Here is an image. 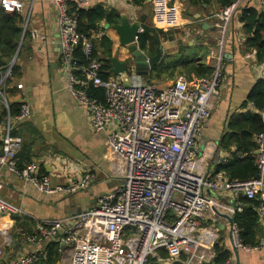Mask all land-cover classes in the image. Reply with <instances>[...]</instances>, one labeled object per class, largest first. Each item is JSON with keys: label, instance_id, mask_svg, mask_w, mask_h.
<instances>
[{"label": "built area", "instance_id": "built-area-1", "mask_svg": "<svg viewBox=\"0 0 264 264\" xmlns=\"http://www.w3.org/2000/svg\"><path fill=\"white\" fill-rule=\"evenodd\" d=\"M50 1L57 13L70 91L89 111L90 126L106 135V146L114 155L115 172L122 183L100 196L89 209L71 218L42 220L31 233L12 220L24 215V211L0 194V264L5 247L15 248L18 242L31 250L15 256L8 264H37L47 257L45 245L50 241L58 245L59 264H148L151 258L160 264H209L215 257L214 245L219 240L213 225L219 218L215 208L233 219L230 238L234 251H257L258 246L243 244L234 222L236 215L243 211L242 204L232 201L234 208L225 206L223 210L216 195L228 189L234 193L235 200L240 194L257 200L259 221L264 222V132L256 137L259 178L229 182L227 187H224L228 181L224 171L208 172L203 166L197 141L212 116L222 87L219 71L225 59L223 49L230 24L239 21L238 14L244 5L257 3L263 11L264 0H238L220 13L203 19L204 22L218 20L215 27L222 37L218 67L211 77L188 79L181 75L170 86L161 88L155 82H137L139 77L132 73L130 85L125 86L121 77L103 81L99 77L101 64L91 61L85 76L94 87L104 90L105 102L91 98L85 90L76 87L71 67L76 50L81 49L90 57L95 48L93 39L79 31V18L71 7L77 4L79 8H92L101 0ZM174 1L152 0V28L166 33L181 26L182 11ZM34 3L31 0L24 29ZM0 7L7 13L20 14L26 4L25 0H0ZM103 35L101 32L98 37ZM256 57L257 50L250 49L247 58L257 62ZM14 62L15 59L0 81V99L8 111L6 123L0 125V175L2 170H7L48 195L72 196L88 190L95 180L93 173H85L67 185H52L49 178L38 174L36 164L19 169L18 155L23 139L13 134L5 88ZM22 88V84L17 85V89ZM259 113L264 118V109ZM30 116V105L22 103L16 120L23 121ZM225 162L226 158H220L218 163ZM1 188L0 183V192ZM162 251L167 257L161 255ZM225 264L236 263L229 258Z\"/></svg>", "mask_w": 264, "mask_h": 264}, {"label": "crops", "instance_id": "crops-1", "mask_svg": "<svg viewBox=\"0 0 264 264\" xmlns=\"http://www.w3.org/2000/svg\"><path fill=\"white\" fill-rule=\"evenodd\" d=\"M176 1L181 2V0L174 2ZM25 4L24 12L20 13L24 19L30 9L31 0H25ZM100 4L116 8L120 13L125 12L132 21H135L134 17L138 9L128 4V0H101ZM71 8L73 9V5ZM221 11L220 9L219 12H208V15H194L195 21L190 24L194 27L191 32L193 34L191 41H185L182 33H177L179 28L164 33L163 52L167 55H179L182 48L187 47L188 50L185 53L188 55L192 53L191 57L197 59L199 63L207 64L215 69L213 62L218 60L220 52L218 48L220 33L218 29L216 32L203 30L202 23L207 16ZM217 22L218 20H214L208 23L211 27H215ZM146 24L153 25L152 15H147ZM101 27L104 29L101 32L112 42L110 47L112 57H117L121 61L131 60V54L120 44L116 31L105 23H102ZM22 29L23 36L14 62L17 66V75L12 76L11 72L5 86L9 113L13 120V134L23 139V146L18 155L20 164L23 167L36 164L38 174L49 178L52 185H67L79 180L88 172L95 175V180L86 191L72 196L63 193L48 195L39 192L31 184H27L7 170H2L1 196L24 211V215L14 218L26 220L31 231L35 232L42 220L71 218L76 213L89 209L100 196L114 190L121 185L122 181L116 175V161L113 153L106 146V135L95 131L90 126L89 111L80 105L70 91L69 73L63 62L60 47L57 13L52 2L35 0L28 26L24 29L23 24ZM242 35L240 22L234 20L230 24L223 49L224 55H228V58L224 56L225 59L221 64L223 81L220 94L216 99L217 106L213 109L212 116L197 141L200 160L208 172H215L219 159L228 157L226 153H221L216 163H210L219 142L226 133L229 118L242 111V104L252 88L257 81L264 79V65L261 66L247 58L250 50L243 46ZM105 53V48L98 43V55L102 58ZM13 59L8 61V66ZM4 72L0 71V81ZM132 72L135 73L134 67ZM214 73L215 70L212 76ZM185 76L188 79L198 77ZM146 77H139L136 81L143 82L147 80ZM18 84H22L23 88L17 89ZM25 102L31 107V116L18 121L17 114H12L11 110ZM249 107L252 108L251 105ZM1 113H4L0 122V125H3L6 123L8 111L0 99ZM262 119L264 120L263 117ZM241 195L245 196L240 194L235 200L234 193L224 189L216 195V200L220 208L224 210V207L228 206L227 201L240 203ZM242 206L244 208L243 204ZM213 225L217 228L219 240L226 248L233 250L230 222L217 218ZM257 239V251L250 253L238 251V254L235 251L232 252V258L236 264H264V222L261 221L258 223ZM12 250L11 257L14 258L31 249L18 242ZM8 262L6 261L5 264Z\"/></svg>", "mask_w": 264, "mask_h": 264}, {"label": "trees", "instance_id": "trees-1", "mask_svg": "<svg viewBox=\"0 0 264 264\" xmlns=\"http://www.w3.org/2000/svg\"><path fill=\"white\" fill-rule=\"evenodd\" d=\"M188 2L190 6L202 7L208 12L209 8L214 5L224 10L238 0H181ZM133 8L143 10L149 7L147 0H128ZM239 22L242 25V32L245 37L243 46L246 49L255 48L257 50V63L264 65V10L261 11L258 4H249L241 7ZM72 12L76 13L79 18V31L92 38L94 41V51L90 57H87L81 49L74 53L72 62V71L76 77V87L85 90L91 98L105 102V94L102 88L94 87L93 82L87 80L85 69L91 61H97L101 64L99 77L107 82L117 78L111 72L112 58L110 47L111 40L103 35L98 34L104 29L102 23L112 25L119 22L120 12L116 8H109L103 4H98L92 8H79L77 4H73ZM142 23L143 32L139 34L138 46L145 51L149 60L151 71L146 77L149 83L159 81L161 79H174L178 74L187 73L189 76L211 77L214 68L204 63H199L197 59L192 58L185 53L187 47H183L179 55H167L162 50V38L165 34L161 30L152 28L147 25V15H143L138 19ZM24 17L18 13H7L0 7V71H6L8 61L13 59L18 50L20 41L23 36L22 26ZM98 43L105 48L106 53L101 58L98 55ZM17 75V66L12 69V76ZM252 106L250 108L249 106ZM249 107V109H248ZM242 111L233 114L227 123L226 133L219 142L218 152H216V160L221 153H226L228 157L225 163H218L215 173L224 171L229 182H243L259 178V168L256 163V151L258 144L256 137L264 132V120L259 111L264 109V79L257 81L250 91L247 99L242 104ZM20 107L15 106L11 110L12 114H18ZM256 111V112H255ZM4 113L0 114V122ZM18 167L23 170L26 167L21 166L18 160ZM239 202L244 205L243 211L236 215L234 222L240 230V237L244 245L257 246V231L259 216L257 214L258 201L248 199L246 196H240ZM18 227L23 228L27 232H33L29 228L30 225L26 220L16 218ZM26 228V229H25ZM47 257L42 258L37 264H58L60 254L58 252L57 243L50 241L45 245ZM233 250L226 248L221 240L214 245L215 257L209 264H225L229 258L233 257ZM161 255L167 257V253L162 251ZM182 260H186L182 256ZM148 264H160L156 258H151ZM180 264V263H175Z\"/></svg>", "mask_w": 264, "mask_h": 264}, {"label": "water", "instance_id": "water-1", "mask_svg": "<svg viewBox=\"0 0 264 264\" xmlns=\"http://www.w3.org/2000/svg\"><path fill=\"white\" fill-rule=\"evenodd\" d=\"M151 2L152 0H147L148 4H151ZM198 17L200 18V15ZM107 26L116 31L119 36L120 44L123 47H126L132 56V59L129 61H121L117 57L109 58L108 60L112 67L111 72L114 75L121 77L125 86L130 85V75L133 73V67L135 69L134 74L136 76H148L151 71V66L145 51L141 50L138 46V37L142 29V23L139 20L132 21L127 13L121 12L119 22ZM202 29L211 30L213 32L217 31L216 27H211V25L207 22L202 23ZM17 56L18 52L14 56V59H16ZM225 57L228 58V55H225ZM228 183L229 181H225L224 187H227ZM226 203L231 208H234V203H232V201H227ZM214 211L219 218L232 222L233 219L227 213H222L217 208H215ZM235 253L238 254V251H235Z\"/></svg>", "mask_w": 264, "mask_h": 264}, {"label": "rangeland", "instance_id": "rangeland-1", "mask_svg": "<svg viewBox=\"0 0 264 264\" xmlns=\"http://www.w3.org/2000/svg\"><path fill=\"white\" fill-rule=\"evenodd\" d=\"M150 6L147 7L146 9L143 10H138L136 17H134V20L137 21L141 16L143 15H152V7L151 4H149ZM178 7H180L181 11H182V20L181 22L183 23L181 27H179L177 33H182V37H184L185 41H191V39L193 38V34L191 33L194 29V27H192V25H190L192 22L195 21L194 19V15L196 14H201V15H208V12L213 11V12H219L220 9L219 7H216L214 5L213 8H209L208 12L205 11L204 9H202V7H193L190 6L188 2L185 1H181L180 3H177ZM239 15V14H238ZM203 19V18H202ZM188 20V21H187ZM194 25V24H193ZM185 30V31H184ZM219 41H218V48L219 51L221 49V45H220V41L222 40L221 35L219 34ZM189 56H192V53L189 54ZM213 64L215 65V67H218V60L216 62H213ZM222 64V63H221ZM215 68V70H216ZM220 76L222 74V81H223V68L220 65ZM181 75H188L187 73L184 74H178L174 79H161L159 81H157V85L159 87H167L170 86L179 76ZM114 79H119V77L114 78ZM221 79V77H220ZM147 80H144V83H149L148 81L145 82ZM217 101V100H216ZM216 101H215V107L216 108ZM214 111V110H213ZM213 113V112H212ZM218 150V149H217ZM216 150V152H218ZM216 152L213 154V157L211 158L210 156V163H214L216 160ZM6 220V219H5ZM15 222V218L12 219ZM13 250L11 247L6 246L5 247V251H4V257L1 259L2 264H5L6 261H10L11 260V254H12ZM59 264V263H58Z\"/></svg>", "mask_w": 264, "mask_h": 264}]
</instances>
